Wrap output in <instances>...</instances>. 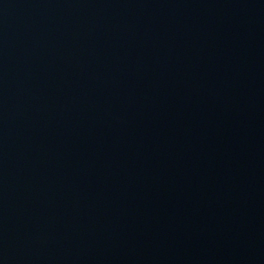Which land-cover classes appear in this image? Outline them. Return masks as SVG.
I'll list each match as a JSON object with an SVG mask.
<instances>
[{
    "label": "water",
    "instance_id": "95a60500",
    "mask_svg": "<svg viewBox=\"0 0 264 264\" xmlns=\"http://www.w3.org/2000/svg\"><path fill=\"white\" fill-rule=\"evenodd\" d=\"M0 264H264V0H0Z\"/></svg>",
    "mask_w": 264,
    "mask_h": 264
}]
</instances>
